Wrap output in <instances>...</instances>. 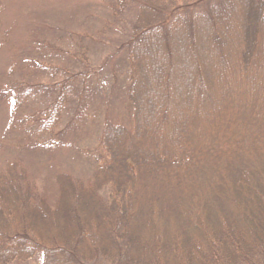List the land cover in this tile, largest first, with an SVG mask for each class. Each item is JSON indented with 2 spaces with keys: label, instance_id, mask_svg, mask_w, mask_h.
Masks as SVG:
<instances>
[{
  "label": "trees",
  "instance_id": "16d2710c",
  "mask_svg": "<svg viewBox=\"0 0 264 264\" xmlns=\"http://www.w3.org/2000/svg\"><path fill=\"white\" fill-rule=\"evenodd\" d=\"M110 9L128 22L125 38L101 66L81 60L82 73L125 58L131 118H105L91 176L60 172L55 198L22 164L7 163L0 264L39 252L40 264H264V214L243 217L231 210L229 194L247 188L264 207V161L242 156L249 146L241 135L234 148L218 139L234 115L258 121L262 113L264 122V0H113ZM181 70L188 114L177 109ZM67 78L50 106L53 125L74 90ZM233 87L254 92L232 103ZM35 88L16 86L27 96ZM195 98L209 101L199 109Z\"/></svg>",
  "mask_w": 264,
  "mask_h": 264
},
{
  "label": "rangeland",
  "instance_id": "374dc122",
  "mask_svg": "<svg viewBox=\"0 0 264 264\" xmlns=\"http://www.w3.org/2000/svg\"><path fill=\"white\" fill-rule=\"evenodd\" d=\"M112 2L0 0V171L8 162H19L29 171L39 190L51 198L56 197L55 177L60 172H69L78 178L91 176L105 118L110 116L123 122L131 118L125 58L124 62L120 60L97 73H82L81 60L91 67H99L125 38L129 24L124 17L117 18L112 14ZM208 60L210 66L214 60L212 55ZM59 69H67L66 74ZM69 75L74 90L68 95L59 122L53 125L48 116L57 97V84L61 81L69 83ZM186 80L183 71L177 75V85L182 89V94L176 96L182 103L177 109L183 114L192 110L183 105L184 100L189 99ZM25 82L36 85L37 90L31 96L16 89ZM210 84V79L204 82L208 92L214 90L213 86L210 89ZM219 87L231 91L228 82L219 81ZM237 89L233 87L226 101L246 100L254 92ZM202 100L195 98L199 109L203 105L205 108L209 101L204 99L201 103ZM220 107L221 104H216L215 109ZM261 115H258V121L254 115H239L238 120L236 115L229 118L226 129H221L218 134L223 136L218 138L222 143L227 142L223 148H234L232 138L238 136L239 140L241 135L249 146L242 156L259 163L264 161ZM251 118L254 119L250 121L251 125L245 127ZM229 194L231 210H237L243 217L264 214V207L257 204V199L249 200V189L241 188ZM248 207H254L257 213L248 212ZM41 260L39 252L28 261L12 264H40Z\"/></svg>",
  "mask_w": 264,
  "mask_h": 264
}]
</instances>
